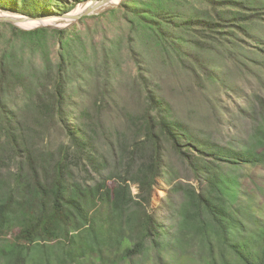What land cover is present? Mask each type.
<instances>
[{
  "label": "trees",
  "instance_id": "trees-1",
  "mask_svg": "<svg viewBox=\"0 0 264 264\" xmlns=\"http://www.w3.org/2000/svg\"><path fill=\"white\" fill-rule=\"evenodd\" d=\"M60 1L0 0V9L41 18L75 8ZM113 12L127 33L89 49L78 26L0 24L10 33L0 35V258L123 264L153 249L159 264H182L198 243L206 264H264V213L240 176L264 168V99L250 111V138L222 144L164 94L187 80L213 107L223 94L241 95L231 71H264V0H123ZM130 60L133 78L124 71ZM125 97L129 108L117 103ZM114 114L123 130L110 123ZM53 128L67 144L47 143ZM162 180L172 186L169 228L154 203Z\"/></svg>",
  "mask_w": 264,
  "mask_h": 264
},
{
  "label": "rangeland",
  "instance_id": "rangeland-1",
  "mask_svg": "<svg viewBox=\"0 0 264 264\" xmlns=\"http://www.w3.org/2000/svg\"><path fill=\"white\" fill-rule=\"evenodd\" d=\"M80 1L82 0H61L60 2L65 7L71 8L73 5H75V8H73L69 13L65 15L73 14L77 11V9H80L87 4H91L95 0H87L85 2ZM119 8L120 5L108 7L107 9H103L93 15L84 16L75 23H70V20L65 21L64 18L58 15H48L49 17L58 20V24L39 26L31 30H26L18 26L16 27L24 31H34L41 28L67 30L73 28L74 26H78L80 32L84 35V40L87 43L88 49L92 47V44L100 47L102 45V41L106 37L108 39H112L117 35H125L128 31L126 27V20L124 19V15L122 14V12L118 15H115L113 12L114 10H117ZM0 14L3 15V12L0 11ZM30 26L35 25H26V27ZM57 26H59L60 28H57ZM8 29L9 28H3L2 31H0V35L2 36V34H5L8 36L10 34ZM55 44L56 43H54V45ZM59 48L60 44L58 45L57 43L55 51L52 54V58L54 60L57 59L56 55ZM250 68L252 71L260 70L253 66H251ZM124 71L132 78L137 75V68L135 67L132 60L127 61L124 66ZM231 74L237 80L242 94L235 95L230 92L228 94H223L219 98V101H217L218 106H214L217 108V114L215 113L213 104L208 101H204V99L198 92L195 93L192 90V86L187 80H183V82L180 85L175 86L172 91H165L164 93L165 96L175 105L179 117H181L186 123L208 133L214 140L222 144H229L235 141H238V143L240 144L243 140L250 138V134L253 131V120L249 119L250 111H255V109L257 108L258 97L264 99V86L262 85L264 81V71L259 72V74L256 76L254 75L249 77H241L235 71H231ZM94 100V97L92 100L90 99L88 105L89 107H93ZM117 103L121 107L129 108L131 106V101L126 100V97L125 100H123L122 98L119 99ZM135 106V109H137L138 111L143 110L140 105ZM110 123L120 130H123L124 128V122L119 118V115L117 114H114L111 117ZM45 138L47 139V143H49L52 148H57L63 143H68V138L58 128H53L51 131V135H46ZM99 148L103 153L107 152V148L104 142L99 144ZM166 159L167 163L174 167V175L180 176L179 181H184L186 176L188 177V173L186 172L185 167L174 154L170 146H166ZM77 173L79 174L80 178H83L81 170L77 169ZM240 176L245 190L248 191L250 195L255 197L260 207L259 212L263 214L264 168L249 167L242 171ZM171 187L172 186L170 184L162 180L160 183L158 196L156 197L154 202L156 206L159 205L158 207L160 223H162L164 227L168 228L175 221V217L172 216L173 209L171 208V206L167 205L166 200L168 193H170ZM179 200L180 198L177 196L175 202H178ZM164 202H166L165 205H167V207L163 205ZM11 238L12 235H10L7 239H4L5 242L3 243L12 241ZM188 250L193 253V256H190L189 259H185L182 264H206L204 262L205 259H197L199 258V254L201 253V248L198 243H191L188 247ZM154 254L155 250L152 249L149 254L137 257L133 261L131 260L128 262H124L123 264H159V261L156 259ZM167 255L170 256V253L167 252L166 257ZM215 255L218 257V251L215 252ZM230 259L232 260L231 257ZM0 264H6L4 258H0ZM52 264H56V262L52 261Z\"/></svg>",
  "mask_w": 264,
  "mask_h": 264
},
{
  "label": "water",
  "instance_id": "water-1",
  "mask_svg": "<svg viewBox=\"0 0 264 264\" xmlns=\"http://www.w3.org/2000/svg\"><path fill=\"white\" fill-rule=\"evenodd\" d=\"M110 1L112 0H95L93 1V5L92 6H89L87 9H85L81 14L79 15H72V14H68V15H63L61 16L62 18H64L65 21H69L71 20L70 23H75L76 21L80 20L82 17L84 16H89V15H93L103 9H107L108 7L106 6ZM123 0H121L122 2ZM120 3H118L117 6H119ZM0 11L3 12V15L2 17H0V23H10V24H13L15 26H18L20 27L18 24H17V19L13 18L11 15H16V16H21V18L23 20H36V21H44L45 19L49 18V16H44V17H41V18H32L30 16H26V15H22V14H18V13H13V12H9L7 10H3V9H0ZM45 26V25H43ZM22 28V27H20ZM57 28H60L59 26H57ZM24 29V28H23ZM27 30V29H26Z\"/></svg>",
  "mask_w": 264,
  "mask_h": 264
},
{
  "label": "bare ground",
  "instance_id": "bare-ground-1",
  "mask_svg": "<svg viewBox=\"0 0 264 264\" xmlns=\"http://www.w3.org/2000/svg\"><path fill=\"white\" fill-rule=\"evenodd\" d=\"M121 0H112L110 1L106 6L107 7H113V6H116L118 5V3H120ZM93 3L91 4H87L85 5L84 7H81L80 9H77V11L75 13H73L72 15H79L81 14L85 9H87L89 6H92ZM1 15V14H0ZM13 18L17 19V24L24 28V29H27V30H31V29H35L39 26H43V25H57L58 23V20L52 18V17H49L47 19H45L44 21L40 22V21H36V20H23L21 18V16H16V15H11ZM2 17V15L0 16ZM71 22V20H70ZM27 24H33L35 26H30V27H26Z\"/></svg>",
  "mask_w": 264,
  "mask_h": 264
}]
</instances>
